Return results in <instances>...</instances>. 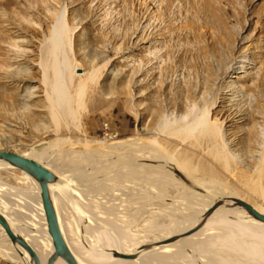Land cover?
<instances>
[{
	"label": "rangeland",
	"instance_id": "rangeland-1",
	"mask_svg": "<svg viewBox=\"0 0 264 264\" xmlns=\"http://www.w3.org/2000/svg\"><path fill=\"white\" fill-rule=\"evenodd\" d=\"M64 11L68 34L55 48ZM0 149L42 154L77 177L100 225L125 230L124 248L192 227L210 192L264 212V0H0ZM138 151L148 155L140 178L118 157ZM0 170V185L22 186L11 176L20 169ZM10 192L14 216L29 200ZM220 251L227 264H256ZM203 256L188 248L163 264Z\"/></svg>",
	"mask_w": 264,
	"mask_h": 264
},
{
	"label": "bare ground",
	"instance_id": "bare-ground-1",
	"mask_svg": "<svg viewBox=\"0 0 264 264\" xmlns=\"http://www.w3.org/2000/svg\"><path fill=\"white\" fill-rule=\"evenodd\" d=\"M64 13L66 12L64 11L62 13L60 20L54 26L52 32L51 38L54 42L55 48L61 46L60 43L63 42L65 37L64 34H68L66 32L69 28L65 21L64 15L66 14ZM244 58L245 57H243L242 60L237 61L235 66L233 65L234 69L237 70L246 67V61ZM59 71L60 70L57 69L56 88L62 91L64 90V85L60 80H62L61 77L63 75H61ZM92 74L93 73H91V75ZM84 86L85 84L80 86L81 89L79 96L84 94ZM66 92L67 91H65V93ZM61 95L65 96L64 93H61ZM62 96L58 100V103L63 101L61 100ZM69 97L70 96L67 94L68 100ZM201 117L202 119L198 125L207 128L212 124L208 114ZM119 155L120 156H117L121 160L120 164L126 168L129 174H137L139 178L144 176L143 173L146 171L147 166L142 161L148 156L144 151H138L135 153L123 152ZM33 158L44 163L56 174L55 180L49 183L51 198L57 212L60 228L77 264H151L153 261L163 264L166 258L172 259L176 256L184 255L188 248L194 250L199 249L203 252L204 258L202 261H199L201 264H227V257H225V255L222 254V251H220V248H225L226 246H229V248L233 249L236 253L245 254L244 257L246 260H252L256 264H264V222L253 217L247 209L241 205L235 209V207H233V204L236 203L233 199L236 198L234 195L225 196L224 194H226V192L221 191L218 197V195H215L217 191L215 194L210 192L209 195L211 200L208 202L206 201L207 203L202 207L200 206V209L198 208L199 211L197 209V214L190 218L192 221L196 218L194 222L195 226L193 225L194 227L192 226L188 228L184 226L180 231L173 229L175 231L171 230L165 234L162 233L163 235L153 237L152 239L144 238L135 244L131 243L124 248L122 245H126L128 241L127 234L125 235V230H121V228L117 227L120 230H118V235H116L117 233L110 232L100 225V217L93 216V208L91 214V207H89L83 199L82 190L80 191L77 184V177L73 174L67 173L68 170H58L49 163L42 161V154ZM10 168L20 169L14 164L0 160V169L8 170ZM20 170L22 171L20 175L13 173L11 176L15 177V179L22 184V186H20L22 188H17L24 193V196H18L29 200V204L27 205L24 204L26 201H18V205L20 206L18 212H22L23 218L25 217L27 220H23V218H21L22 216H20L21 214L18 216V212L13 216L12 212L9 211V213L7 211V208L9 209L11 205H7V203L4 202L6 199V193H11L10 191L18 189L6 184L0 185V210L5 213L13 229L23 235L25 239L37 249L43 261L47 255L53 252L54 248L51 237L47 231L45 215L40 198L39 184L30 174L22 169ZM137 190L139 193L143 192L141 182L140 184L138 183ZM222 195H224V197H222ZM254 207L259 210L256 206ZM25 208L29 211L28 215L23 214ZM14 209L15 208H13V210ZM139 209L141 211L142 208ZM123 217H125V215ZM182 224L185 223H170L167 227L177 228V226ZM213 228H220L221 230H213ZM0 230V258L4 262L8 264H28L29 261L34 262V259L19 244H13L10 241L12 247H4V240L9 241V238L1 226ZM176 230L178 233H175L177 232ZM130 246L132 247L131 249H129ZM116 251L135 253V256L130 258L122 257L117 255ZM193 258L196 259V257ZM52 264H67V262L62 257H57L53 260ZM229 264L234 263L231 262Z\"/></svg>",
	"mask_w": 264,
	"mask_h": 264
},
{
	"label": "water",
	"instance_id": "water-1",
	"mask_svg": "<svg viewBox=\"0 0 264 264\" xmlns=\"http://www.w3.org/2000/svg\"><path fill=\"white\" fill-rule=\"evenodd\" d=\"M0 160H4L18 166L20 169L30 174L39 184L40 198L45 215L47 231L53 244V252L42 261L37 249L18 231L13 229L5 213L0 210V226L13 244H19L34 259L28 264H52L57 257H62L67 264H77L69 245L62 233L55 206L53 204L49 183L56 178L55 172L41 161L29 157L23 153L0 149ZM236 204L243 206L255 218L264 222V212L256 209L249 201L242 198H233ZM122 257H134L135 253L118 252Z\"/></svg>",
	"mask_w": 264,
	"mask_h": 264
}]
</instances>
